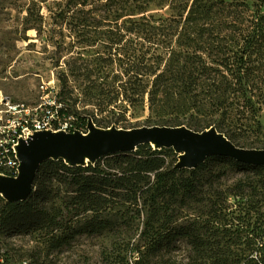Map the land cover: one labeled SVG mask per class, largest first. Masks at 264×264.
Instances as JSON below:
<instances>
[{"label":"trees","instance_id":"obj_1","mask_svg":"<svg viewBox=\"0 0 264 264\" xmlns=\"http://www.w3.org/2000/svg\"><path fill=\"white\" fill-rule=\"evenodd\" d=\"M35 6L24 29L40 33ZM51 18L53 64L65 69L28 130L86 132L89 119L134 128L129 118L148 110L149 126L215 127L240 148L264 149V0H64ZM24 133L0 145V174L18 175ZM178 162L174 148L150 143L94 163L42 160L26 197L0 194V262L16 239L29 264H57L55 250L107 235L137 249L133 264L180 241L191 249L175 264H264V164L223 154Z\"/></svg>","mask_w":264,"mask_h":264},{"label":"rangeland","instance_id":"obj_2","mask_svg":"<svg viewBox=\"0 0 264 264\" xmlns=\"http://www.w3.org/2000/svg\"><path fill=\"white\" fill-rule=\"evenodd\" d=\"M33 1L37 5L35 8H41L45 18L40 33L35 29H24L25 9ZM60 1L64 0H0V123L1 117L4 122L9 117L25 119L42 102L50 101L53 89L59 87L57 74L65 66H54L56 48L49 38L54 33L51 15ZM147 115L148 110L144 116L129 119L132 123L139 121V127L149 126L145 122ZM24 132L26 134L30 130ZM37 146L38 143L28 150V154ZM5 182L13 183L9 178ZM13 185L21 186V182ZM15 241L16 249H9L13 256L9 264H29L27 257L31 249L24 240ZM120 242L119 238L114 240L107 235H82L70 246L55 250L54 259L57 264H120L124 257L129 264H133L139 255L137 249L121 247ZM190 249L185 241H180L171 251L145 258L143 264H175V261H184ZM260 255L261 252L258 253Z\"/></svg>","mask_w":264,"mask_h":264},{"label":"water","instance_id":"obj_3","mask_svg":"<svg viewBox=\"0 0 264 264\" xmlns=\"http://www.w3.org/2000/svg\"><path fill=\"white\" fill-rule=\"evenodd\" d=\"M90 122L94 123L92 119H89V123ZM110 127H114L115 129H124V130L147 128L149 131H141V132L134 133L132 135H126V136L104 138L100 142L98 141H74V140L61 139V138H56V137L46 138L38 143L37 148H35L31 154H28V162L19 180H14L15 177L19 176V173L15 177L7 176L13 183L21 182V186H14L13 183H7L5 181L0 182V194L8 199H17V198L26 197L32 188L33 180H34V177H35V174H36V171L38 169L40 162L46 159L44 155L45 152L51 148H60V149L78 151L81 148L85 147L87 149L94 150V151H102L103 152L102 154H107V153L122 151V150H133V149H129L130 147H126V146L132 145L134 146V149H135L141 143H150L152 139H159V140L170 141L172 143H178L182 146V148L191 149L192 158L196 157L198 152H202L205 155V158L208 155H212V154H223V155L233 156L237 159H240L246 162H251L255 164H264V149L240 148L236 146L230 139H228L224 133L219 132L215 127H210L201 132L194 131L186 126L157 125V126H144V127H134V128H120L115 125H112ZM158 127H167L170 130L175 129L177 127H184L186 130H189L192 133H202L206 130L213 128L216 133H221L223 135V137L225 138V141L215 142L212 140H201V139H197L191 136L172 133L170 131H158V130L156 131L155 129ZM65 132L73 133V132H68V131H65ZM112 146H118L119 149L111 150L110 147ZM179 162H178L179 166H189L185 164H180ZM199 162L200 161H198L192 166H195Z\"/></svg>","mask_w":264,"mask_h":264},{"label":"bare ground","instance_id":"obj_4","mask_svg":"<svg viewBox=\"0 0 264 264\" xmlns=\"http://www.w3.org/2000/svg\"><path fill=\"white\" fill-rule=\"evenodd\" d=\"M156 131H170L172 133L182 134L186 136H191L201 140H212L215 142H224L225 138L221 133H216L213 128L206 130L202 133H192L189 130H186L184 127H177L175 129L170 130L167 127H158L155 129ZM141 131H149L147 128L141 129H115L114 127L102 128L94 123L90 122L88 124V128L86 132L77 130L73 133H66L65 130H55L54 132L51 129H39L30 131L18 139L16 144L14 145V150L16 152V156L19 160L18 173L19 176L15 177L14 180H19L22 175L24 168L28 162V150L35 146L40 141L49 138L56 137L61 139H69L74 141H102L104 138H112L119 136L132 135L134 133H138ZM150 144L154 148H162V147H172L179 154L180 164H185L192 166L198 161H202L205 159V155L202 152H198L196 157L192 158V150L189 148H182V146L178 143H172L166 140L152 139ZM130 147L129 149H134V146H126ZM111 150L119 149L118 146L110 147ZM102 151H94L87 148H81L78 151L74 150H66L60 148H51L45 152V158H63L66 162L70 164H87L89 162L94 163L98 158L103 156ZM8 179V177L4 174H0V182H4Z\"/></svg>","mask_w":264,"mask_h":264},{"label":"built area","instance_id":"obj_5","mask_svg":"<svg viewBox=\"0 0 264 264\" xmlns=\"http://www.w3.org/2000/svg\"><path fill=\"white\" fill-rule=\"evenodd\" d=\"M1 120L2 123H0V145H2L4 142H7L10 135L14 134L19 127H23L24 131L28 129L26 119L16 120L15 118L9 117L5 120L6 122H4L1 117Z\"/></svg>","mask_w":264,"mask_h":264}]
</instances>
